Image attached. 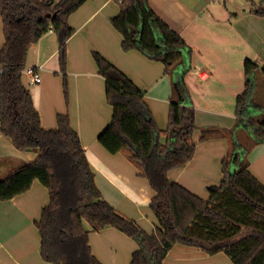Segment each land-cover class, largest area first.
<instances>
[{"label": "trees", "instance_id": "trees-1", "mask_svg": "<svg viewBox=\"0 0 264 264\" xmlns=\"http://www.w3.org/2000/svg\"><path fill=\"white\" fill-rule=\"evenodd\" d=\"M88 1L0 0V132L17 151L36 155L0 180V202L25 194L35 182L48 190L49 204L36 226L41 256L49 264H103L93 254L89 236L109 227L137 243L130 264H165L177 245L209 256L225 254L233 264H264V184L251 172L245 151L239 152L242 130L250 135L251 145L264 144V68L259 71L253 61L245 60V88L236 99L234 128L201 130L202 142L225 138L233 144L222 162L220 184L209 187V198L203 199L169 179V173L185 168L196 151L195 110L185 84L193 51L152 10L149 0H114L120 12L111 22L122 37V49L162 63L165 74L175 77L169 125L161 130L146 93L100 53H92L113 110L98 141L148 180L153 192L149 207L156 220L155 230L148 233L103 199L69 115H57L54 129L41 126L24 81L28 51L50 32L58 38L65 72L67 42L75 34L69 20ZM250 13L264 17V3L252 6ZM254 112L261 117L255 118ZM162 133L167 137L164 145Z\"/></svg>", "mask_w": 264, "mask_h": 264}, {"label": "crops", "instance_id": "crops-1", "mask_svg": "<svg viewBox=\"0 0 264 264\" xmlns=\"http://www.w3.org/2000/svg\"><path fill=\"white\" fill-rule=\"evenodd\" d=\"M217 2L218 0H149L152 10L171 29L177 32L192 49L193 61H203L206 69L197 70L201 82H207L214 78L213 71L216 69L215 64L217 61L230 67V61L232 60L228 56L237 55L238 60L243 61V59H249L245 57L246 55L254 60V57L259 58L258 50L264 48V17L250 13L251 7L241 13L229 15V10L225 9L224 11L223 9L222 12L219 9L222 5ZM88 3L89 1L70 17V25L78 31L101 13L107 4V2L102 3L101 0L90 5H87ZM1 30L0 18V33ZM50 34L54 33L50 32ZM73 40L69 43V52L75 48L79 56L84 59L87 58L89 52L100 53L93 51L94 48L88 42L83 44L81 42L73 43ZM110 43L113 51H117V45L119 47V44H122V37L119 39V37L117 38L112 34ZM3 44L0 41V48ZM38 52L41 53V51ZM56 54L57 51H54L50 58L56 57ZM100 54L106 58L102 53ZM105 55L109 62L120 69L138 88L146 93L137 82V75L132 69L126 68L107 54ZM46 62L32 68L42 67ZM196 67L198 66L196 65ZM260 76L261 74L258 72L257 77ZM43 87H39L38 91H42ZM37 96L38 93L33 95V101L40 115L41 126L44 129L56 128L57 115L67 113L63 112L61 106H52L46 110L45 107L38 104ZM81 103V101H77L76 110H70L69 112L71 126L79 134L81 144L95 173L96 185L103 199L118 211H124L134 205L135 202L129 198H127V201L120 199L118 192L126 196L124 187L128 184L129 187L126 189L129 193H132L133 188L131 187L133 183L137 184L136 179L140 174L121 155H111L100 145L98 137L111 122L105 126L93 119L90 116L92 114L89 109ZM152 115L155 117L153 112ZM154 119L158 122L156 118ZM257 146L258 148H264V144ZM260 150L262 152L258 161L260 165H263L262 168L257 172L252 168L254 164H249L253 175L264 184L262 179L264 177V149ZM35 159L36 155L33 153L17 151L9 141L2 137L0 132V177L7 176L12 170L23 164L31 163ZM206 174L207 172L203 169L198 172L192 169L188 171L186 166L182 169L172 170L169 173V179L171 182L178 183L197 195V189L201 186L199 176ZM152 196L153 193L150 197L144 198L140 204L144 203L150 206ZM49 200L48 190L39 182H35L25 194L7 202H0V264H49L41 256V239L36 226V223L40 220L42 210L49 204ZM136 222L139 224L138 221ZM93 234H91V248L93 254L103 264H129L132 254L138 249V245L133 239L114 228L109 227ZM99 238L102 239L103 243L98 242ZM206 256L207 254L197 248L177 245L169 252L165 264H213V258ZM220 256L214 258L223 263L225 259Z\"/></svg>", "mask_w": 264, "mask_h": 264}, {"label": "rangeland", "instance_id": "rangeland-1", "mask_svg": "<svg viewBox=\"0 0 264 264\" xmlns=\"http://www.w3.org/2000/svg\"><path fill=\"white\" fill-rule=\"evenodd\" d=\"M97 1L89 0L87 5L97 3ZM101 1L102 3L107 2L104 10L90 20L81 30L74 29L75 34L67 42L66 67L64 72L66 73V77L60 65L58 38L55 34L48 33L30 48L26 59V69L40 66L47 61L44 66L39 67L41 68L40 77L42 83L40 85H30V79L24 76L25 83L30 88L32 96L38 93L36 100L46 110L52 106H61L63 112L69 115L70 110H76L77 101H81V104L89 109L92 114L90 116L106 126L112 121L113 110L106 98L105 80L99 74L98 66L94 61L93 55L89 52L87 58L84 59L79 56L75 48L69 52V43L73 39V43L81 42L83 44L88 42L94 48L93 51L102 53L106 58L107 56L105 54H107L118 63L135 72L137 82L147 93L146 101L154 113V118L158 120L156 122L157 126L161 130H166L170 121V103L173 96L174 75H166L165 67L162 63L149 60L136 50L124 51L121 43L119 47L117 45V51H113L110 43L111 35L114 34L119 39L121 35L113 27L111 19L119 14L120 6L114 0ZM217 3H221L222 7L219 9L222 12L223 9L224 11L228 9V14L234 15L238 12L241 13L243 10L248 9V7L252 8L254 5H261L264 3V0H218ZM2 30L0 33V41L4 43ZM38 51H41V53ZM54 51H57L56 57L50 58ZM258 55L259 58L254 57V60H251V57L246 55L245 57L253 61V64H260L258 69L262 70L264 68V48L258 50ZM228 58L232 60L230 61V67L217 61L215 64L216 69L213 71L215 76L207 82H201L197 73L198 69H206L201 60L199 62L193 61L191 71L185 77L189 100L192 102L195 110V125L197 128L194 133L196 143L195 155L187 167L188 171L192 169L198 172L203 169L207 172L206 175L199 176L201 186L198 187V192L195 191L203 199L209 198L208 187L220 184L221 178L223 177L222 162L231 153L233 144L230 139L225 138H210L202 142L200 140L202 135L201 130L234 128L236 124V97L240 93L242 94L245 88L243 69L245 60H238L239 57L237 55H230ZM41 86H44L43 90L38 91V88ZM254 117L260 118L261 113L254 112ZM240 132L239 140L242 147L239 148V152L245 151L244 155L246 160L250 164H254L252 168L258 172L263 166L258 161L262 152L260 149L264 148L251 145L250 135L244 130ZM166 141V134L162 133L160 135V144L164 145ZM123 159L126 158L123 157ZM4 178L6 176L0 177V180ZM262 179L264 180V177ZM136 181L137 184L133 183L131 187L133 188L132 193H129L126 189L129 187L128 184L124 187V194L126 196L118 192L120 199L127 201V198H129L135 202L130 208L124 211L120 210L119 212L127 218L138 221L139 226L147 232H152L156 220L150 210L149 204H140V202L144 198L150 197L153 192L145 177L139 175ZM85 226L88 227L86 223ZM91 234L89 240L92 246ZM98 242L103 243L101 238H99ZM218 256L220 254L215 256L207 255L206 257L213 258V264H233L225 254L220 256L225 259L223 263L215 260L216 258L214 257Z\"/></svg>", "mask_w": 264, "mask_h": 264}, {"label": "built area", "instance_id": "built-area-1", "mask_svg": "<svg viewBox=\"0 0 264 264\" xmlns=\"http://www.w3.org/2000/svg\"><path fill=\"white\" fill-rule=\"evenodd\" d=\"M40 69L41 68H30L24 70L23 76H26L30 79V85H38L41 83Z\"/></svg>", "mask_w": 264, "mask_h": 264}, {"label": "water", "instance_id": "water-1", "mask_svg": "<svg viewBox=\"0 0 264 264\" xmlns=\"http://www.w3.org/2000/svg\"><path fill=\"white\" fill-rule=\"evenodd\" d=\"M48 17L50 18V16H48ZM255 65H256L257 67H259V65H258L257 63H256Z\"/></svg>", "mask_w": 264, "mask_h": 264}]
</instances>
